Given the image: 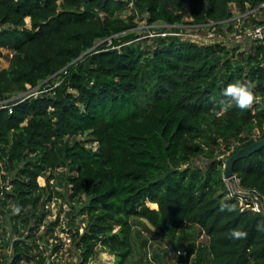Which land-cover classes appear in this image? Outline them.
I'll return each instance as SVG.
<instances>
[{"label":"trees","instance_id":"16d2710c","mask_svg":"<svg viewBox=\"0 0 264 264\" xmlns=\"http://www.w3.org/2000/svg\"><path fill=\"white\" fill-rule=\"evenodd\" d=\"M139 21L215 38L147 42ZM263 23L264 0H0V56L11 52L0 69V264H53L59 245L43 253L37 234L53 197L83 217L82 231H68L78 264L99 249L126 264L135 225L185 264H264V146L232 167L259 213L223 179L224 160L264 136V38L242 34ZM237 81L261 99L221 112ZM234 229L247 237L231 239Z\"/></svg>","mask_w":264,"mask_h":264},{"label":"rangeland","instance_id":"374dc122","mask_svg":"<svg viewBox=\"0 0 264 264\" xmlns=\"http://www.w3.org/2000/svg\"><path fill=\"white\" fill-rule=\"evenodd\" d=\"M232 11L234 14L237 13V9L233 6ZM185 20H188L185 18ZM26 24L29 26V19H26ZM139 34L142 38H145L147 42L151 40L152 30L148 29V26L144 24V21H139ZM190 33L191 31H187ZM197 33L199 35H203L204 31L200 32H191ZM226 33V32H225ZM11 57V52L9 50L3 49L2 55L0 56V69L6 68L8 66L9 59ZM29 91H33V89H29ZM23 93L16 94L11 97L18 98L22 96ZM259 131L255 130V135H258ZM79 139H84L85 135H78ZM89 145V144H88ZM91 146H95V144H90ZM230 150H226L224 156L229 153ZM222 156V155H221ZM203 161H199V164H203ZM37 182L39 185L45 184V179L42 176L37 178ZM227 187L232 190V192L244 190L240 189L237 185V179H234V185H231L227 180H225ZM236 194V193H235ZM238 195V194H237ZM239 196V195H238ZM249 198V197H248ZM250 199V198H249ZM251 200V199H250ZM252 202V201H251ZM240 203L243 205V199H240ZM150 207H156V204L148 203ZM247 206V205H246ZM45 212V220L44 225H42L37 234L42 233L44 239L38 240V244L43 253L50 254L52 243H57L59 245V251L57 254H51L49 256V260L52 261L53 264H78L77 253L73 249L70 244V238L68 231L69 227H76L79 231H82L84 226V220L82 215L75 214L74 211L70 208V206L64 203L60 198L53 197L51 201L47 202L44 207ZM50 222L54 223L53 234L50 235V225L47 224ZM70 222V223H69ZM148 228L152 229L151 226L146 222L144 223ZM138 226L134 229L132 234V246L133 251L131 256L128 258L126 264H180L181 257L173 256V247L171 242L167 238H157L152 239L150 233L144 229V225H135ZM49 227V228H48ZM48 228V229H47ZM48 230V231H47ZM194 240L192 237H188L178 243V247L180 249H184V246ZM201 235L196 236V241H204ZM37 251V250H36ZM107 252L100 250L97 252V255L94 259L90 261L88 264H104L102 253ZM52 253V252H51ZM147 262V263H146ZM26 264V263H22Z\"/></svg>","mask_w":264,"mask_h":264},{"label":"clouds","instance_id":"9594fccd","mask_svg":"<svg viewBox=\"0 0 264 264\" xmlns=\"http://www.w3.org/2000/svg\"><path fill=\"white\" fill-rule=\"evenodd\" d=\"M255 84L252 81H237L235 83L228 84L222 92L224 99L221 103V112H226L228 109L235 107L240 111H247L253 108V106L261 99L254 91ZM234 205H228L222 203L220 205V211L233 212L235 211ZM15 211L18 213L20 209L17 207ZM256 211L259 213L260 209ZM258 231H264V221H261L257 225ZM230 238L233 240L244 239L247 237V233L239 229H234L230 232ZM104 264H117V257L109 252L102 253Z\"/></svg>","mask_w":264,"mask_h":264},{"label":"built area","instance_id":"2783aa9c","mask_svg":"<svg viewBox=\"0 0 264 264\" xmlns=\"http://www.w3.org/2000/svg\"><path fill=\"white\" fill-rule=\"evenodd\" d=\"M240 16L241 15L235 16V18L238 19ZM164 26L167 27V28L171 27V26H167V25H164ZM164 26H162V27H164ZM176 27L180 28V31H176L175 32V31L167 30V31H161V32H154L152 30V33H150V35L151 36H153V35L165 36V35L171 34V35L181 36V38H183V39L188 37L190 40H193V41H199V40H203L204 41V40H207V39H210V38H212V40H214V38H215L214 32L209 30V29H207L205 34L202 35V36L197 34V33H191L192 31L193 32H197V31L193 30L195 27H197V25L180 24V25H178ZM148 28H149V26H148ZM243 29H244V32L242 33L243 35L249 36L251 38H259V39H263L264 38V23L261 24V25L254 26V27L244 26ZM187 31H191V32L188 33ZM240 34L241 33H236L235 37L236 38L240 37ZM257 208H258L257 206L253 207L254 210H256ZM175 254L176 255H181V256L184 257L186 255V251L185 250H176ZM180 264H183V263L181 262Z\"/></svg>","mask_w":264,"mask_h":264},{"label":"water","instance_id":"95a60500","mask_svg":"<svg viewBox=\"0 0 264 264\" xmlns=\"http://www.w3.org/2000/svg\"><path fill=\"white\" fill-rule=\"evenodd\" d=\"M98 45V44H97ZM262 146H264V136L261 138H258L251 143L239 147L236 151L232 152L225 160H224V168H223V179L227 180L231 185L234 184L235 176L233 174V164L236 160L246 157L256 150L260 149ZM239 196H246L251 199V201L254 203L255 206L258 208H261L262 202L259 198L256 197V195L253 192L250 191H237L235 192ZM185 260L182 259V263L184 264Z\"/></svg>","mask_w":264,"mask_h":264},{"label":"crops","instance_id":"0c3cea01","mask_svg":"<svg viewBox=\"0 0 264 264\" xmlns=\"http://www.w3.org/2000/svg\"><path fill=\"white\" fill-rule=\"evenodd\" d=\"M236 16H238V14Z\"/></svg>","mask_w":264,"mask_h":264},{"label":"bare ground","instance_id":"6f19581e","mask_svg":"<svg viewBox=\"0 0 264 264\" xmlns=\"http://www.w3.org/2000/svg\"><path fill=\"white\" fill-rule=\"evenodd\" d=\"M234 185V184H233Z\"/></svg>","mask_w":264,"mask_h":264}]
</instances>
